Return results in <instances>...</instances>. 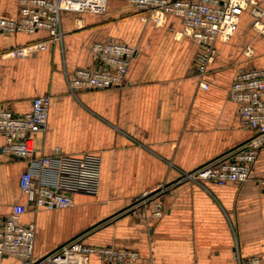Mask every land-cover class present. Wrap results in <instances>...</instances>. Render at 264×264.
<instances>
[{
    "label": "crops",
    "instance_id": "1",
    "mask_svg": "<svg viewBox=\"0 0 264 264\" xmlns=\"http://www.w3.org/2000/svg\"><path fill=\"white\" fill-rule=\"evenodd\" d=\"M20 8L21 0H0V15L17 18ZM61 18L63 40L22 57L9 52L47 32L0 33V110L28 112L33 98L48 94L47 127L33 134L36 153L58 147L101 157L97 194L76 193L66 208L29 206L21 215L35 228V258L78 238L138 253L120 264H238L239 256L264 264V144L243 183L180 181L181 171L227 157L257 134L229 94L238 74L264 68V31L254 27L250 8L229 40L216 41L203 76L195 66L199 45L181 34L178 16L159 25L127 0H108L102 13L67 10ZM110 40L137 49L127 84L70 93L64 71L95 66L92 45ZM26 165L0 152V225L15 203H28L19 186ZM160 185L167 186L159 193L163 214L134 211L137 198ZM0 264L18 260L5 256ZM89 264L106 263L92 254Z\"/></svg>",
    "mask_w": 264,
    "mask_h": 264
},
{
    "label": "built area",
    "instance_id": "2",
    "mask_svg": "<svg viewBox=\"0 0 264 264\" xmlns=\"http://www.w3.org/2000/svg\"><path fill=\"white\" fill-rule=\"evenodd\" d=\"M139 9L146 10L156 24L162 25L170 15L183 21L181 34L199 45L196 69L200 76L207 72L216 53V41H227L237 31L240 17L250 8L253 25L264 31V7L256 0H127ZM108 0H21L20 15L11 18L0 15V33H36L44 30L47 38L14 48L9 54L26 56L47 48L48 42H61L63 11L102 13ZM136 47L118 42H95L92 56L95 66L80 68L72 73L64 71L69 92L77 96L82 89H106L127 84L130 60ZM208 88L207 82H201ZM230 97L238 103L242 123L257 134L244 146L227 157L213 160L191 171H181L180 181L189 180L205 186L207 181L224 185L227 182L243 183L252 176L253 164L264 144V68L251 69L237 75L229 89ZM51 96L40 95L32 100V109L19 113L9 108L0 110V152L27 161L19 177V186L28 203H15L0 225V259L12 256L18 264H89V256L97 255L106 264L128 263L137 258L131 249L112 245H89L75 238L53 252L36 259L35 228L21 222L28 207L66 208L73 203L76 193L97 194L101 177V157L85 152L81 154H37L33 134L47 127ZM167 186L160 185L135 202L134 211L150 207L152 216H161L163 204L159 193ZM238 264H263L257 258L242 259Z\"/></svg>",
    "mask_w": 264,
    "mask_h": 264
}]
</instances>
